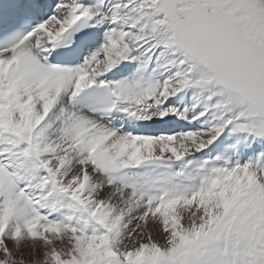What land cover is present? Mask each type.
Here are the masks:
<instances>
[{"label": "snow or ice", "instance_id": "1", "mask_svg": "<svg viewBox=\"0 0 264 264\" xmlns=\"http://www.w3.org/2000/svg\"><path fill=\"white\" fill-rule=\"evenodd\" d=\"M0 264H264V0H0Z\"/></svg>", "mask_w": 264, "mask_h": 264}]
</instances>
